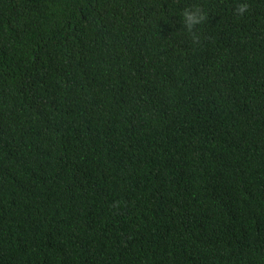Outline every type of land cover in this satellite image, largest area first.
Here are the masks:
<instances>
[{
  "label": "trees",
  "instance_id": "1",
  "mask_svg": "<svg viewBox=\"0 0 264 264\" xmlns=\"http://www.w3.org/2000/svg\"><path fill=\"white\" fill-rule=\"evenodd\" d=\"M0 264H264V0H0Z\"/></svg>",
  "mask_w": 264,
  "mask_h": 264
},
{
  "label": "clouds",
  "instance_id": "2",
  "mask_svg": "<svg viewBox=\"0 0 264 264\" xmlns=\"http://www.w3.org/2000/svg\"><path fill=\"white\" fill-rule=\"evenodd\" d=\"M248 10L247 4H242L238 12L240 15H243ZM206 19L205 14L197 8L196 10H192L191 8L185 9L183 12V20L185 21L186 28L191 32V30L204 22ZM193 38L195 39V34H193Z\"/></svg>",
  "mask_w": 264,
  "mask_h": 264
}]
</instances>
